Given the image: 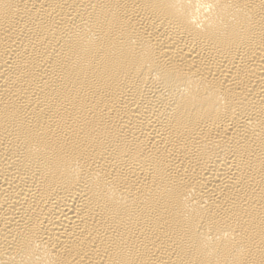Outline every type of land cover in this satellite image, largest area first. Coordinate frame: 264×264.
<instances>
[{"label": "bare ground", "instance_id": "obj_1", "mask_svg": "<svg viewBox=\"0 0 264 264\" xmlns=\"http://www.w3.org/2000/svg\"><path fill=\"white\" fill-rule=\"evenodd\" d=\"M0 264H264V0H0Z\"/></svg>", "mask_w": 264, "mask_h": 264}]
</instances>
